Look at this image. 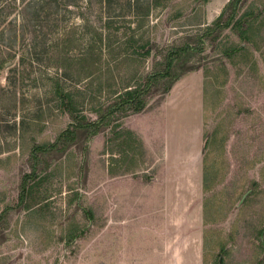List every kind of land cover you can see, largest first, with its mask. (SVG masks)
I'll use <instances>...</instances> for the list:
<instances>
[{
	"label": "rangeland",
	"instance_id": "374dc122",
	"mask_svg": "<svg viewBox=\"0 0 264 264\" xmlns=\"http://www.w3.org/2000/svg\"><path fill=\"white\" fill-rule=\"evenodd\" d=\"M230 1L0 0V264H264V0L207 35ZM183 44L197 49L168 92L163 79L144 111L79 130L21 200L32 152L73 122L56 84L93 122ZM164 174L180 197L128 192Z\"/></svg>",
	"mask_w": 264,
	"mask_h": 264
},
{
	"label": "trees",
	"instance_id": "16d2710c",
	"mask_svg": "<svg viewBox=\"0 0 264 264\" xmlns=\"http://www.w3.org/2000/svg\"><path fill=\"white\" fill-rule=\"evenodd\" d=\"M104 1L105 0H103V2ZM132 2L138 4L140 0H132ZM151 2L153 3V0H151ZM240 2L241 0H231L226 6L232 7L231 17L223 23L221 22V16L223 15L222 13L219 18L214 22L213 26H210L207 29V35L212 34L217 30H223L227 28L232 19H235L234 15H236L237 5ZM237 27L239 28V32L241 31L240 34L242 36L247 37L248 34L251 33L254 29V22H243L238 20ZM237 27L235 28L237 29ZM199 40L200 48L198 49L202 50L204 47V42L201 37ZM130 41L134 42L133 39H131ZM195 49L197 48H193L189 44H183L178 47H175L174 49H171L169 53L165 56L164 69L158 71L153 76L151 75L150 77H148V82H146L142 87H136L134 89L129 87L126 92L119 95L118 100L114 102L111 106H108L106 109L100 110V117L93 122H88L84 115L78 113V108L75 105L74 100H72L73 96L62 90L59 84H56V94L62 99V102L66 105L67 111L70 113L73 122L71 123L69 128L62 132V134L58 137L57 142L54 143L52 146L40 148L38 147L34 149V151L32 152L33 171L31 174L26 175L25 178H23L24 181L22 185L21 200H25L26 194L29 190L28 181H32L36 177L38 167L41 164L43 157L50 155L51 151L53 150H64L68 144L75 142L79 130H86L87 139H89L90 136L97 135L102 127L109 125L112 116L114 117L116 114H118L115 118V120H117L119 116L124 117L129 114L140 113L144 111L147 105L146 98L151 92L152 85L160 83L163 79H170V85L166 86L165 89V92H168L171 89L172 84L180 78V75L177 73V70L182 71V64L185 61L184 59L186 57H189V55L193 54L196 51ZM243 50H246L244 46L236 49L232 48L231 54L235 55V53H239L238 51ZM6 64L7 61L2 60L0 62V70H2L6 66ZM66 99H68L69 102L66 101ZM220 262H222V260H220Z\"/></svg>",
	"mask_w": 264,
	"mask_h": 264
},
{
	"label": "crops",
	"instance_id": "0c3cea01",
	"mask_svg": "<svg viewBox=\"0 0 264 264\" xmlns=\"http://www.w3.org/2000/svg\"><path fill=\"white\" fill-rule=\"evenodd\" d=\"M148 132L145 133V138H147L148 141H152L151 139V129L147 130ZM180 164H183L181 161H178ZM155 163V162H154ZM164 166H166V164H164ZM180 166V165H178ZM191 167V165H190ZM107 172L111 173V168H109V170H107ZM189 174L188 176L183 175L180 178L186 179L184 180V187H183V192L185 193L186 190L188 192H190L191 190V182H192V175H191V170L188 171ZM122 173H118V175H116L117 178H119ZM112 178V177H111ZM140 184L138 186H134L131 187L128 192L130 190H135V192L137 194L132 195V197L139 198L140 196L142 197V199L144 200H152L153 198H158L159 196H164L165 199L169 200V199H175L177 197L181 196V192L182 190L180 188L177 187V182L175 179V176H173L172 174L169 175H157L156 178L151 177L150 181H144V180H139ZM182 188V187H181ZM176 191L180 192V193H175ZM173 192V193H172ZM157 193V194H156ZM160 194V195H159ZM129 195V194H128ZM184 197L186 198V195H184ZM192 205L191 204V200L189 202V206Z\"/></svg>",
	"mask_w": 264,
	"mask_h": 264
}]
</instances>
